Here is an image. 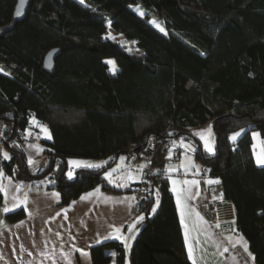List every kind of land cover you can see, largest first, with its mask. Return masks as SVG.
<instances>
[{
  "label": "trees",
  "instance_id": "16d2710c",
  "mask_svg": "<svg viewBox=\"0 0 264 264\" xmlns=\"http://www.w3.org/2000/svg\"><path fill=\"white\" fill-rule=\"evenodd\" d=\"M17 1L0 0V173L23 183L44 181L69 204L98 185L132 192L142 169L141 180L125 187L104 174L152 138L158 166L165 161L162 146L178 147L177 159V143L187 142L201 170L209 168L234 203L236 228L264 264V167L252 149V131L264 136V0H32L16 20ZM52 48L60 52L48 70L44 58ZM108 58L115 59L116 73ZM33 116L51 133L41 142L48 163L36 172L24 141L6 142L24 133ZM209 125L211 152L197 134ZM71 158L104 163L69 176ZM132 212L145 219L130 264H192L168 175H153L151 195ZM25 215L21 208L8 217L15 222ZM111 249L116 264H125V248L113 240L91 248L94 264H110Z\"/></svg>",
  "mask_w": 264,
  "mask_h": 264
},
{
  "label": "crops",
  "instance_id": "0c3cea01",
  "mask_svg": "<svg viewBox=\"0 0 264 264\" xmlns=\"http://www.w3.org/2000/svg\"><path fill=\"white\" fill-rule=\"evenodd\" d=\"M109 64L111 72L116 73L117 69L113 71ZM30 123L25 130L23 148L28 162L29 159L33 161L31 166L36 172L48 163L41 142L50 140L51 133L48 124L35 116ZM252 139L255 162L264 167V164L257 163L258 159L264 160V136L254 130ZM183 143L186 142L177 143L182 151L170 163L168 180L188 258L192 264H258L235 223L232 231L221 232L196 210L194 202L204 193L201 165L195 158L194 148L191 153L184 154ZM75 159L81 158L69 159V168ZM92 163L102 165L104 160L84 159L77 167H87ZM117 163L104 174L111 184L125 187L141 180V170L131 168L129 164L119 169L116 168ZM209 181L218 180L209 178ZM210 184L216 185L215 182ZM0 186V264H94L91 248L112 240L123 244L125 264H130L131 248L145 219L144 213L132 212L136 202L132 192L107 190L98 185L69 204H63L61 193L48 188L44 181L23 183L3 173ZM86 194L92 195L82 199ZM5 207L9 209L8 212L4 211ZM21 208L26 211L25 217L11 221L8 214ZM138 217L143 219L137 221ZM134 223L135 228L132 227ZM109 252L112 254L110 264H116L115 249Z\"/></svg>",
  "mask_w": 264,
  "mask_h": 264
},
{
  "label": "built area",
  "instance_id": "2783aa9c",
  "mask_svg": "<svg viewBox=\"0 0 264 264\" xmlns=\"http://www.w3.org/2000/svg\"><path fill=\"white\" fill-rule=\"evenodd\" d=\"M21 140H25V132L7 139L6 142L12 144L15 141L19 142ZM157 148L158 142L156 139L152 138L144 147L136 150L130 158L129 165L131 168L143 170L142 182L132 186V194L136 202L151 195L152 177L156 172L169 175L170 163L175 159V156L179 154L178 147L162 146L161 151L165 154V161L158 166L155 161ZM200 175L204 193L199 200L194 202L196 210L221 232L232 231L236 221L234 203L224 195L220 185L208 183V179L210 178L209 168L204 167ZM154 195L156 197L160 196L159 192L154 193Z\"/></svg>",
  "mask_w": 264,
  "mask_h": 264
},
{
  "label": "rangeland",
  "instance_id": "374dc122",
  "mask_svg": "<svg viewBox=\"0 0 264 264\" xmlns=\"http://www.w3.org/2000/svg\"><path fill=\"white\" fill-rule=\"evenodd\" d=\"M132 8L139 14V15H141V12L143 13V15H141V16H145V12L142 10V9H140L138 6H136V5H133L132 6ZM148 21H149V23H151L153 26H155L158 30H160L161 31V29H163V31H161V32H163L164 34H167V30H166V28L163 26V24H162V22L159 20V19H157L156 17H151V18H149L148 19ZM110 37L111 38H116V39H118V40H121L122 39V35H120V34H114V33H110ZM108 61L111 63V65H112V68L113 67H115L116 69H118V66H117V63H116V61H115V59L114 58H108ZM0 69H2L1 68V66H0ZM3 71V70H2ZM197 132H198V134H199V136L202 138V143H203V146L206 148V149H208V147H206V142H207V145L209 146V147H211L212 149H214V144H215V140H214V134H213V130H212V127H211V125H209V126H207V127H205V128H202V129H199V130H197ZM183 146H184V151H186L184 154H189V152L191 153L193 150V146L192 145H189V143H183ZM121 157H124L123 155L121 156ZM121 157H120V159H119V161H118V163H117V165H116V168H121V167H125L127 164H129V163H126V161H125V158L123 159V160H121ZM75 161H78V162H83L84 161V159L82 160V159H75ZM93 164V163H92ZM129 167V166H128ZM78 167H77V165H75V164H73L72 163V161H71V166H70V168H69V170H68V174H70L71 173V175H69V176H72L73 175V173H74V171L77 169Z\"/></svg>",
  "mask_w": 264,
  "mask_h": 264
},
{
  "label": "water",
  "instance_id": "95a60500",
  "mask_svg": "<svg viewBox=\"0 0 264 264\" xmlns=\"http://www.w3.org/2000/svg\"><path fill=\"white\" fill-rule=\"evenodd\" d=\"M32 0H18L15 6L14 18L16 20H21L26 16L28 7ZM59 48H52L44 58V66L48 70L55 69V58L59 54Z\"/></svg>",
  "mask_w": 264,
  "mask_h": 264
},
{
  "label": "snow or ice",
  "instance_id": "6c2138e0",
  "mask_svg": "<svg viewBox=\"0 0 264 264\" xmlns=\"http://www.w3.org/2000/svg\"><path fill=\"white\" fill-rule=\"evenodd\" d=\"M141 15H143L142 12H141ZM161 31H163V29H161ZM112 70L115 71V67H113ZM0 71H2V69H0ZM238 135H240V133H235V134H233L232 139L235 140L236 136H238ZM254 135H258V134H254ZM49 138H50V137H49ZM202 138H203V137H202ZM206 147H208V151H209V152L213 151V149L207 145V142H206ZM4 157H5L6 159L9 158L8 155H7V153H4ZM123 159H124V157H121V160H123ZM29 163L31 164V163H33V161H32L31 159H29ZM72 163L75 164V165H77V166H80V163H82V162L72 161ZM105 163H106V162H105ZM257 163H259V164H264V160H262V159H258V160H257ZM86 166H87V167H101L102 165H98V164H88V165H86ZM0 175H2V173H0ZM69 175H71V173H70ZM213 182H215V183H219V181H209V183H213ZM0 187H2V186H0ZM57 195H58V194H57ZM91 195H92V194H86L85 197H82V199H84V198H86V197H88V196H91ZM4 211H5V212H8L9 209H8L7 207H5V208H4ZM140 219H143V217H138V218H137V221H139ZM21 223H23V222H21ZM132 227L135 228V223L132 225ZM185 235H186V237H187V232H186ZM126 246L130 247V246L127 245V244H126ZM244 246H245V248L247 247L246 244H245ZM80 251H81L82 254L87 255V253H84L83 250H80ZM225 251H227V249H225ZM113 255H115V253H113ZM190 255H191V249H190ZM194 264H195V262H194Z\"/></svg>",
  "mask_w": 264,
  "mask_h": 264
}]
</instances>
